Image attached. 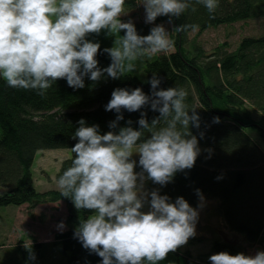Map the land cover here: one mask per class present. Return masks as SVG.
Returning a JSON list of instances; mask_svg holds the SVG:
<instances>
[{"label": "clouds", "instance_id": "obj_1", "mask_svg": "<svg viewBox=\"0 0 264 264\" xmlns=\"http://www.w3.org/2000/svg\"><path fill=\"white\" fill-rule=\"evenodd\" d=\"M214 14L219 0H196ZM126 0H0V79L14 89L34 90L43 96L56 81L83 89L85 77L99 82L105 74L118 80L136 70V62L174 47V39L163 24H155L140 35L131 19L126 22ZM145 23L168 17V24L189 8L192 0H142ZM196 25L175 26L176 32ZM105 31L117 36L114 46L104 49L111 59L99 67L100 44L88 39ZM123 32V35L120 33ZM163 78L152 74L150 94L140 88H116L105 111L117 113L109 131L98 125L77 123L71 148V166L57 179L60 195L70 198L77 210H88L74 237L82 247L101 258V264H159L169 253L185 246L197 235L199 209L183 197L171 201L159 189L148 191L146 181L161 187L178 172L194 167L201 148L192 128L200 129L196 109H189L183 87L162 88ZM148 108L158 113L151 122ZM140 112L120 127L121 110ZM220 123V117H213ZM147 133V135H146ZM205 133L199 132L203 139ZM211 158L212 149H206ZM133 157H138L134 159ZM137 165L140 171H136ZM220 177H217L219 179ZM147 208V210H145ZM64 227L63 222L59 225ZM30 259H35L30 253ZM210 264H264V251L254 255L221 251L209 256Z\"/></svg>", "mask_w": 264, "mask_h": 264}, {"label": "trees", "instance_id": "obj_2", "mask_svg": "<svg viewBox=\"0 0 264 264\" xmlns=\"http://www.w3.org/2000/svg\"><path fill=\"white\" fill-rule=\"evenodd\" d=\"M136 1L126 0L125 8L133 7ZM192 6L196 11L189 8L173 19L170 35L174 47L136 62V70H141L145 79L134 72L118 80L105 74L99 82L85 77V87L75 90L65 80H58L43 96L34 90L11 88L0 79V207L26 205L29 216L38 205L61 203L65 207V229L53 233L52 241H39L37 236L24 232L10 248L1 242L0 264H101V258L74 237L89 211L77 210L70 198L53 188L58 186L37 190L32 172L34 157L38 150L69 149L70 156L62 160L55 174L58 179L74 159L71 148L77 142L73 137L77 122L83 118L86 126L98 125L101 134L111 130L108 125L117 113L105 111V106L112 91L140 87L150 94L148 80L152 74L163 78L162 88L183 87L188 92L189 109H196L201 119L200 129H191L197 135L201 154L192 169L178 172L171 183L161 187L146 181V189H159L173 202L183 197L193 208L200 200L196 194L199 189L203 197L217 200L216 211L228 230L241 234L249 244L264 245V0H219L214 14L196 0H192ZM255 19H261L262 32L243 36L233 50H228L225 41L206 51L197 36L189 37L192 30L202 32ZM163 21L168 17H158L154 24H134L138 34L147 35L151 27ZM184 24L197 27L174 30ZM102 36L93 34L88 39L100 44L98 66L105 68L111 59L104 52L107 47L99 42ZM142 111L147 112L149 122L158 115L148 108ZM121 114L124 119L118 122L120 127L131 120V126L138 128L140 112L122 109ZM217 116L220 123H213ZM200 131L205 133L203 139L199 138ZM206 149H212L211 158H207ZM136 169L141 170L138 165ZM2 216L0 226L12 227L3 222L10 214ZM39 217L42 219L43 214ZM199 235L192 238L190 249L203 245L195 244L202 240ZM191 250L179 248L159 264H210L209 256L221 251L245 254L241 244L228 239L212 241L206 251ZM30 253L34 260L29 258Z\"/></svg>", "mask_w": 264, "mask_h": 264}, {"label": "rangeland", "instance_id": "obj_3", "mask_svg": "<svg viewBox=\"0 0 264 264\" xmlns=\"http://www.w3.org/2000/svg\"><path fill=\"white\" fill-rule=\"evenodd\" d=\"M126 13L127 15L122 17V20L124 21H127L128 19H131L133 22L145 21L142 0H137L133 7L126 9ZM157 24H163L170 32L171 25L168 24V21H163ZM262 30L261 19H255L248 22H238L233 25H220L214 28H209L202 32H198V30H192L189 33V37L197 36V41L202 44L206 51L212 50L216 45L225 41L227 42L228 50H233L236 48L243 36L259 35ZM102 34L103 36L99 42L107 48L113 47L114 40H112L105 31H102L101 35ZM134 73L141 79H145V76L141 70H135ZM69 156L70 150L63 148L43 149L36 152L32 166V172L37 190L58 186L55 174L58 171L62 160ZM133 158L138 160V157ZM136 171L139 172L137 169ZM200 203L201 201L199 200L198 205ZM202 203L203 207L199 209V218L196 224L197 235L201 234L199 236L202 238V240L195 244L201 243L204 246H193L191 249L194 252L202 250L203 248L206 251L212 241L219 239L233 240L236 243L241 244L244 247V252L246 255H254L257 251H264V245L262 246L259 243L249 244L243 239L241 234L227 229L222 218L216 211V199L204 197ZM145 210H147V208H145ZM27 211L28 208L26 205L19 207L13 205L0 207V215L2 213L10 214V217L5 219L6 221L3 222H6L11 226L13 225L12 227H7L4 224V226H0V243L6 242V244H4L5 248H10L15 245L20 235L24 232L37 236L39 241L50 242L53 239V233H57L65 229V226L63 228L59 227L61 222L64 224L63 220L65 216V207L61 203L38 205L32 209L34 213L33 216H29ZM40 213L43 214L42 219L39 217ZM0 219L4 220V216H2ZM1 230L3 231V234ZM30 240L31 239H27V242H30ZM191 240L192 238H190L188 243L181 247V249L191 250L189 247L194 245L191 244ZM1 254L2 253L0 250V255Z\"/></svg>", "mask_w": 264, "mask_h": 264}]
</instances>
